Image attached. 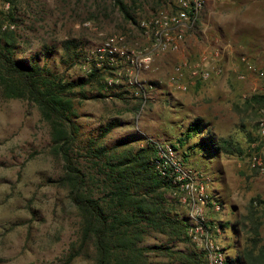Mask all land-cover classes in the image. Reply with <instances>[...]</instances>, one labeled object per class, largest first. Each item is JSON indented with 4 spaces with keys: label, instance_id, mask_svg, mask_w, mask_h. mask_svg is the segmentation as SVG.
<instances>
[{
    "label": "rangeland",
    "instance_id": "1",
    "mask_svg": "<svg viewBox=\"0 0 264 264\" xmlns=\"http://www.w3.org/2000/svg\"><path fill=\"white\" fill-rule=\"evenodd\" d=\"M167 1L123 0L137 22L135 26L123 20L113 0H18L12 8L14 22L9 25L18 40L13 57L33 60L66 81L83 77L90 65L103 68L108 87L100 93L103 97L75 105V162L84 172L94 171L89 150L97 145L109 149L120 140L132 149L145 142L172 144L180 157L185 153L183 165L196 171L194 175L205 185L209 199L217 201L219 210H211L208 203L204 217L212 218L208 225L215 242L232 252L236 242L232 229L238 230L240 247L253 237L248 231L251 221L244 220L245 228L240 229L237 220L249 217L252 198L264 200V134L259 132V122L264 124V105L251 100L253 95L264 94V0L207 2L194 32L184 38L179 50L156 57L140 74V86L128 87L125 71L108 67L97 58L96 50L109 35L125 36L130 47L141 48L146 39L139 22L165 7ZM8 10L0 0V12ZM65 40L77 45L78 64L60 63ZM215 50L219 51L214 62L219 74L189 85L185 92L168 86L177 63L209 57ZM241 56L254 66V72L244 69ZM176 109L179 112H174ZM189 113L209 124L200 136L227 140L239 148V153L206 156L193 147L197 136L179 147L176 139L183 138ZM109 123L116 125L101 136ZM48 144L47 126L33 104L0 97V264H59L76 237L74 209L65 192L48 183L61 172ZM176 194V212L185 216L179 202L181 193L167 196ZM258 231L264 244V225ZM163 244L165 237L156 233L146 235L141 242L144 247ZM169 246L173 250L193 248L191 243L180 242ZM150 259L176 264L162 256L150 255ZM70 264L92 262L77 257Z\"/></svg>",
    "mask_w": 264,
    "mask_h": 264
},
{
    "label": "trees",
    "instance_id": "2",
    "mask_svg": "<svg viewBox=\"0 0 264 264\" xmlns=\"http://www.w3.org/2000/svg\"><path fill=\"white\" fill-rule=\"evenodd\" d=\"M1 1L9 10L0 12V97L25 100L37 109L40 121L47 126L49 154L61 165L60 175L48 183L65 192L78 218L76 237L59 264H70L77 257L92 264H166L153 262L150 255L166 257L176 264H204L203 253L193 244L187 250H173L169 246L190 243L189 224L186 217L176 212L178 195L167 196L178 193L177 186L156 169L157 144L145 142L136 149L126 147L123 140L109 149L97 145L88 152L93 159L94 171L90 172H84L75 162L73 147L78 136V126L73 120L75 105L85 99L103 97L100 93L108 89L104 69L90 65L83 77L66 81L33 60L14 59L18 40L9 25L14 22L12 8L18 0ZM113 3L125 22L137 25L123 0ZM79 58L73 41L61 43V64L73 66ZM251 100L264 105V94L253 95ZM115 125L109 123L101 136ZM203 127L199 118L187 123L183 138L176 139L177 145L183 147L189 138L197 136L199 140L192 146L207 153L206 156L239 153V148L227 140L199 136ZM181 158L183 161L185 153ZM247 211L249 217L237 220L236 224L244 229V220L249 219L248 231L253 237L240 247L238 230L232 229L236 239L231 247L233 254H224L223 264H264V244L258 231L264 225V200L252 198ZM225 227L222 229L228 228ZM150 233L164 236L165 244L142 246L143 238Z\"/></svg>",
    "mask_w": 264,
    "mask_h": 264
},
{
    "label": "built area",
    "instance_id": "3",
    "mask_svg": "<svg viewBox=\"0 0 264 264\" xmlns=\"http://www.w3.org/2000/svg\"><path fill=\"white\" fill-rule=\"evenodd\" d=\"M209 1L213 0L167 1L165 7L139 22L138 28L146 39L141 48L130 47L125 36L109 35L97 48V58L103 59L108 67L124 70L128 87H139L140 74L151 67L154 59L177 52L184 38L194 32L199 15ZM217 59L219 51L215 50L209 53V57L202 55L193 62L184 60L177 63L168 78V86L185 92L197 80H209L213 74L220 73V68L214 63ZM239 61L246 71H255L244 56L239 57ZM259 130L263 135L262 121L259 122ZM157 158L158 172L167 175L181 193L179 202L185 208L190 243L203 253L204 264H223L224 251L215 242L213 231L204 217L208 203L215 212L219 205L209 199L205 185L184 168L182 158L169 144H157Z\"/></svg>",
    "mask_w": 264,
    "mask_h": 264
},
{
    "label": "crops",
    "instance_id": "4",
    "mask_svg": "<svg viewBox=\"0 0 264 264\" xmlns=\"http://www.w3.org/2000/svg\"><path fill=\"white\" fill-rule=\"evenodd\" d=\"M205 52V51H204ZM196 82H202V81H199V80H197ZM174 112H179L177 109L176 110H174ZM189 117L187 118L188 120H186L187 121V123H189V122H191L192 120H194V119H196V118H199V119H201L202 120V122H203V128L204 129H202L203 131H205V129H207V126L209 125L208 123H206L204 120H203V118L201 117V116H196V115H192V114H190L189 113V115H188ZM185 117H186V115H185ZM187 123H186V125H187ZM181 125V122H179L178 124H176V126L177 127H179ZM200 135H203L202 133L200 134ZM199 135V136H200ZM185 167V169L188 171V172H190L191 174H196V171H192L188 166L186 167V166H184ZM214 202H216L217 203V201H214ZM210 209L212 210V208L210 207ZM183 217H185V216H183ZM207 220L208 221H212V218H207ZM232 249V248H231ZM224 254H225V256H231L232 254H233V251L231 252V250L230 249H228V248H225L224 250Z\"/></svg>",
    "mask_w": 264,
    "mask_h": 264
}]
</instances>
